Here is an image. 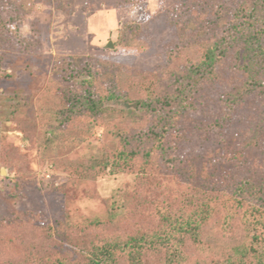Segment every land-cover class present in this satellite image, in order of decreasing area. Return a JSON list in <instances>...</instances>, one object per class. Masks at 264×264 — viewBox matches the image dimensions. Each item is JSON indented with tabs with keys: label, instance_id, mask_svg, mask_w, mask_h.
<instances>
[{
	"label": "rangeland",
	"instance_id": "obj_1",
	"mask_svg": "<svg viewBox=\"0 0 264 264\" xmlns=\"http://www.w3.org/2000/svg\"><path fill=\"white\" fill-rule=\"evenodd\" d=\"M249 1L258 6L264 0ZM243 2L0 0V264H36L37 259L56 264L57 258L88 264L89 254L111 233L132 231L147 206L156 204L157 214L184 220L188 203H173L180 188L186 191L190 184L196 205L212 213L202 233L207 242L249 244L253 233L264 232L263 191L235 208L240 185L264 187V130L258 143L252 139L253 127L264 121V101L249 97L256 102L247 109L226 99L246 76L231 67L235 52L223 57L212 80L192 92L191 103L166 106L161 97L176 93L177 76L202 47L221 40L227 27L260 28L259 13L234 12ZM212 23L207 38L190 36ZM258 45L264 49V33ZM242 62L239 57L237 63ZM86 79L98 95L118 98L103 102L107 110L99 113L98 124L90 126L87 113L73 119L71 129L59 127L67 95L81 91ZM138 100L148 102L149 109H130ZM167 120L170 130L164 128ZM150 129L160 132L157 139L168 149L161 154L153 142L147 167L138 157L131 169L111 173L92 161L116 150L119 133L130 138ZM170 156L185 160L174 164ZM82 162L91 165L89 173L76 170ZM128 200L132 213L120 208L128 207ZM180 242L187 257L201 249L182 235ZM159 255L143 252V264H157ZM128 262L123 256L117 264Z\"/></svg>",
	"mask_w": 264,
	"mask_h": 264
},
{
	"label": "trees",
	"instance_id": "obj_2",
	"mask_svg": "<svg viewBox=\"0 0 264 264\" xmlns=\"http://www.w3.org/2000/svg\"><path fill=\"white\" fill-rule=\"evenodd\" d=\"M140 1L144 0H134V4ZM256 2L244 0L243 3L235 7L237 11L234 12L238 13V15L240 12H246V14L250 16H252L253 13H259L258 15H261L260 17L263 19L260 28L253 30L251 26L240 25L238 27L234 24L227 27V29H225L226 35L224 34L221 40L214 41L208 47H202L201 53L197 56V59L188 63L184 72H182L180 76H177L176 93L167 96L162 95L163 104L169 106L172 101L177 102L179 100H183V102L186 101L188 104L191 103L193 99L192 92L196 91L197 87L203 82H209L214 78L216 74L215 69L222 64L223 57L227 56L231 51L235 52V58L230 59V63L233 66H229L234 67L235 70L244 72V74L246 73V76L244 80L239 83L240 85L236 87L232 95L231 93L227 94L226 99L228 104L232 105L235 102H240V106L250 109L252 107L254 108L252 105L256 102V100H254L255 97L257 98V96H259V98L264 101V49L258 45L260 37L264 33V1L263 5L258 6ZM213 25L214 23L205 26L203 24V26L191 30L190 36L193 39L201 41V39H205L209 36L213 30ZM245 28L250 32L247 38V32L243 31ZM239 50H242V52H239ZM239 57L243 61L241 64L237 63ZM92 86L93 81H91V79H86L80 82L81 91H74L67 95L68 105L63 111L59 112L57 116L59 119V127H63V129L65 128L67 130L73 119H85L88 114L92 116L90 118L92 122L90 126L100 122L99 119L101 115L99 116V113H103V111L107 110L103 109V102L118 97L115 95H110L109 97L102 94L98 95V93L93 91ZM249 97H254V99H250ZM130 106V109L135 111L144 107L149 109L150 104L146 101L138 100L131 103ZM261 119H263V117ZM263 124L264 121L262 120L259 121L260 126L256 128L253 127V144L258 143L260 140L261 133L264 130ZM170 126L172 127V124L167 120L166 127L164 128L170 130ZM209 130L210 129L203 128L202 131H204V133H210ZM76 134L80 135L79 133ZM159 134L160 132L155 129L143 131L141 134L132 135L130 138L124 133H119L117 136L119 137L118 140L120 144L116 150L110 153L107 151L103 152L96 158L94 157L92 161L95 162L98 170H105L108 168L111 173H119L131 169L132 166L134 167L133 160L138 157L144 158L145 164L142 166L147 167L151 160L153 142L157 141V144L155 143L156 149L158 148L161 154H164L165 150L168 149V147L163 146L162 139H157ZM205 138L208 139L209 137L206 135ZM74 140L75 138H72L70 142ZM175 157L170 156V161H174L172 162L174 164L178 163L177 161L185 160L183 156H181V158ZM236 158L233 160H236ZM78 169L86 174L89 173L91 165L82 162V165L80 164L76 170ZM187 183H189V181ZM260 188L261 187L257 184L253 185L247 182L240 185L238 191L235 193V208L240 209L245 207L247 200L254 199V197L252 198L251 196L252 193L257 194L256 192H264V187L263 189ZM186 189L185 191L183 187L180 188L178 194L175 195L176 197L173 203L174 205L185 202L188 203L187 208H189V210L188 213L186 211L187 215L184 220H178V217H173L168 214V216L165 217L160 213L157 214L160 209L156 204H154L153 207L147 206V208L143 209L145 213L147 212V217L145 213L143 215L140 210L135 217L137 222L132 231L111 233L107 241L102 244L101 249H98L99 253L94 250L89 254L90 260L88 264H117L119 259L123 256L128 257L129 264H143V252L146 253L148 250L152 255L160 254L158 257H160L161 260L157 261V264H264V246H261V242L259 241L261 238L260 236H264V232L262 234L253 233L249 244L237 243L228 245L218 240V242H212V239L207 242L202 237V233L204 226L213 220L212 213L210 210H207V206L203 205L201 207L196 205L198 199L196 201L197 197L192 191L193 188L191 184L189 187H186ZM131 204V201L128 200V207L123 203L120 208H124L125 211H127L128 208L130 209ZM256 207L257 206L253 207V209ZM131 210L132 209H130L129 212H134ZM129 212L126 213L129 215ZM126 213L124 212L125 216H127ZM130 217H132V215H130ZM94 225L97 226V223L95 222V224H92V226ZM254 230H257V227H254ZM181 235L184 239L188 240L190 244H198L201 247L198 254L194 257L192 255L187 257V254L184 253L182 243L180 242ZM98 245L101 244L98 243ZM100 253L103 254L104 257L98 258V254ZM43 258L45 257L43 256ZM55 261L56 264H65L60 258L55 259ZM36 264L42 263L37 259Z\"/></svg>",
	"mask_w": 264,
	"mask_h": 264
},
{
	"label": "water",
	"instance_id": "obj_3",
	"mask_svg": "<svg viewBox=\"0 0 264 264\" xmlns=\"http://www.w3.org/2000/svg\"><path fill=\"white\" fill-rule=\"evenodd\" d=\"M107 47H112V44L110 45V43L109 44H107Z\"/></svg>",
	"mask_w": 264,
	"mask_h": 264
}]
</instances>
